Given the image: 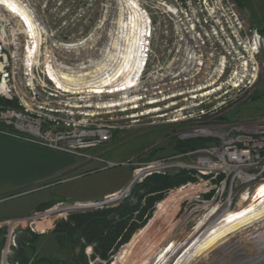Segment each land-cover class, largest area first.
I'll return each instance as SVG.
<instances>
[{"label": "built area", "instance_id": "1", "mask_svg": "<svg viewBox=\"0 0 264 264\" xmlns=\"http://www.w3.org/2000/svg\"><path fill=\"white\" fill-rule=\"evenodd\" d=\"M15 1L23 11L0 2V135L115 168L124 163L90 158L87 152L113 139L120 129L117 117L138 110L141 116L159 114L182 102L186 108H176L170 123L197 126L180 137L211 142L137 165L133 183L168 172L190 176L167 194L177 200V215L185 206L178 221L189 233L183 244L221 224L233 211L261 201L256 195L264 187V117L227 122L206 118L215 107L197 111L199 107H194L217 94H240L258 80L264 34L246 24L233 0H138L148 23L146 47L140 68L126 87L128 71L120 69L123 42L116 44L107 37L100 43L98 24L85 36L80 16L74 32L60 17L58 24H49L34 0ZM109 25L111 37L112 19ZM157 26L162 35L159 51L153 44ZM122 34L120 28L119 39ZM77 206L66 212L85 210L74 209ZM57 210L46 215L58 214ZM44 219L35 213L11 221L4 259L17 248L16 229Z\"/></svg>", "mask_w": 264, "mask_h": 264}, {"label": "rangeland", "instance_id": "2", "mask_svg": "<svg viewBox=\"0 0 264 264\" xmlns=\"http://www.w3.org/2000/svg\"><path fill=\"white\" fill-rule=\"evenodd\" d=\"M127 1V5H124L121 0H34L33 2L38 12L44 15L45 19L49 21V24H58L56 19L60 17L64 23H70L68 27L74 32L77 27L75 26L76 17L80 16L81 21L78 23L81 25L85 36L88 35L92 27L95 28V25L98 24V37L100 43H103L107 37L111 38V42H115L116 44L120 41L122 42L121 37H123V34L120 37L121 40L119 39L118 41L120 28H122V20L125 19L130 9L133 11L136 10V12L138 11L139 14L133 16V21L136 25V28L134 26L133 45L138 47L135 67L139 70L144 59L143 54L146 47V30L148 23L144 18L143 11L140 9L137 2L138 0ZM233 1L238 6L246 24L252 29L264 34V2L259 3L258 0ZM159 11V9L155 10V12L158 13ZM110 19L114 22L111 28L114 30L111 37L108 36ZM248 19L258 23L261 29L251 26ZM128 20L127 18L125 21L126 32L130 30V23ZM157 20H159V18L156 16L155 19H152L151 23L155 26ZM70 33L69 31V34ZM156 34V37H153V44L159 51L162 35H160V31L158 32V26ZM124 43L125 41H123V46ZM259 62L260 73L256 84L252 88L237 95H214L204 104L194 106L199 107L195 108V111L203 108L209 110L215 107L216 110L206 118H225L227 122L263 118L264 52ZM181 107L186 108V104L182 102L178 103L176 107L163 110V112L159 114L141 116L139 113L142 110H138V113L132 111L117 117V122L115 123H117L116 125H118L120 129L115 132L113 139L87 152L90 158L99 157L107 161L124 163V165L115 168H107L104 163L97 162L93 159L75 158L64 154L63 157L69 160V167L58 175H56L53 170L50 172L53 175L41 179L46 172L50 171V169H40L39 162H45L43 159H35V164H33L34 161H31L29 157L21 153V151L11 152L6 155L8 157L3 158V163L9 167H14V170L11 169L13 171L8 172L12 173L11 179L6 177L0 180V264H18L12 261L15 258V249L9 253L6 259H4L3 255L9 243V234L11 232L9 223L13 220L25 219L35 213L43 216L45 215L47 219H44L45 221L42 222L38 221V223L43 224L44 227L46 226V222L51 223V227L45 230L44 233L39 232V224H35L31 227L28 225L24 228H18V230L16 229L13 234V236H16V247L18 248L19 246L18 241L20 236H22L24 232H28L38 237L35 243L37 254L63 261H71L74 255L81 252V246H75V248H72L71 245H67L64 248L58 246L56 241L57 234L55 231L60 223L69 221L75 214L103 208H116L126 199H128L132 205L140 203L141 206L138 211H141L142 208L147 207L148 199L159 197V200L146 212L143 219L132 220L129 223L130 225H128L127 229L136 225V229L132 233L133 235L140 228L141 224L155 212L157 206L168 199L169 195L167 194L172 189L182 184L180 183L170 188H161L159 191L148 194L147 190L153 188L154 184H150L148 187L138 188L146 182L148 178L142 182L133 183L135 171L138 167L137 165L183 153L176 150L178 142L183 141L180 137V133L192 127L195 128L197 125L193 122L170 123L171 120L175 118L172 112H174L176 108L179 109ZM10 154H12L11 157ZM7 158L12 159L13 162ZM9 167H6V170H10ZM180 173L168 172L166 175H154L151 177H166L169 175H178ZM13 174H15V177ZM123 192H126L123 198L101 206L100 208L91 207L81 211L66 212V209L72 206L102 203L106 201V199H110L108 197ZM142 197L143 199L141 200ZM180 207L182 212L179 215H177V206L174 211L172 210L170 212L174 216H167L166 219L163 216L157 229L150 233L135 249L131 256L137 252L138 248L145 241L152 236H157V238L149 244V248L151 249L140 258L138 264H155L162 256V254L160 256V253L169 243H183L186 241L189 233L184 228L178 226V221L183 215L185 206L182 205ZM56 209H58L56 211L58 214L46 215ZM135 214L138 215V212ZM261 240L264 241V237H261ZM13 243L12 239L11 244ZM123 245L118 248L117 252L110 258V262L97 256L93 259V256H95L93 245H85L83 251L87 261H89L88 264H111ZM132 245L123 253L120 261L130 250ZM256 250L257 249H253L251 251L249 248H245L244 254L238 257L225 256L212 264H264V249L262 251L260 249L261 252L258 250L256 252ZM120 261L117 264H119ZM126 264H133V262L129 261ZM196 264H199V262Z\"/></svg>", "mask_w": 264, "mask_h": 264}, {"label": "trees", "instance_id": "3", "mask_svg": "<svg viewBox=\"0 0 264 264\" xmlns=\"http://www.w3.org/2000/svg\"><path fill=\"white\" fill-rule=\"evenodd\" d=\"M221 120L226 119L222 118ZM210 142V140L200 138L179 141L176 146V150L178 152L191 151L200 147H204ZM189 180L190 176L185 172H181L178 175L176 174L166 177L148 178L146 182H144L138 188L148 187L150 184H154L153 188H149L147 190L148 194H151L161 190V188H170L180 183H186ZM169 198L157 206L155 212L141 224L140 228L133 235L132 233L136 229V225H133L127 229L128 225H130L129 223L132 220L143 219L146 215V212L150 210L159 200V197H152L148 199L147 207L142 208L141 211H138L141 206L140 203L132 205L130 201L126 199L123 203H121L120 206L116 208H103L95 211H87L84 213L75 214L69 221L60 223L57 230L55 231L57 234L56 241L58 246L60 248H64L67 245H71L72 248H75V246H81V252L74 255L71 261H63L57 258L48 257L45 255L41 256L40 254H37L35 243L38 237L31 233L24 232L19 238V246L14 251L15 258L12 261L17 262L18 264H88L89 261H87L83 250L85 245H93L95 254L93 259L97 256L110 262V258L114 255V253L117 252L118 248H120L132 235L130 239L123 245L115 260H113L111 264H117L120 261L123 253L130 245H132V243L133 245L131 246L130 250L124 255L119 264H126L129 261L133 262V264H138L140 258H142V256L151 249L149 248V244L154 241L157 236H152L150 239L145 241L138 248L137 252L133 256L131 255L134 253L138 245L150 233L157 229L160 221L166 213L164 206L169 201ZM142 199L143 197L141 200ZM173 200L174 197L171 199V201H169L168 204H173ZM93 206L94 205L91 204L78 205L76 208L74 207V209H85L88 207L91 208ZM137 212L138 215L135 214ZM46 226L50 227V223H47ZM45 227L43 224H39L38 229L40 232H43Z\"/></svg>", "mask_w": 264, "mask_h": 264}, {"label": "bare ground", "instance_id": "4", "mask_svg": "<svg viewBox=\"0 0 264 264\" xmlns=\"http://www.w3.org/2000/svg\"><path fill=\"white\" fill-rule=\"evenodd\" d=\"M121 1L124 5L128 2L127 0ZM0 2L9 4L17 10H24L18 6L20 3L15 0H0ZM135 12L136 10L133 11L130 9V18H128L130 30H127L126 32L125 20H122L121 22L123 31V37L121 38L122 42L125 41V43L124 46L123 44L121 46V48L123 47V51L120 52V55L122 56L120 69L121 72L128 71L125 87L127 84L131 83L135 76V71L137 70L135 67V60L138 47L133 45L134 26L136 28L133 16L139 14V12ZM155 113L158 112L151 111L147 114H143V116ZM256 196L257 199L261 198L260 202L251 203L249 206H243L239 210L233 211L221 224L213 226L203 235H196L190 242L185 244L178 242L169 243L162 250L160 253V256L161 254L162 256L160 259L158 258L159 260L155 264H196L197 262H199V264H212L216 260L222 257L224 258L225 256L238 257L239 255L244 254L245 248H249L251 251L253 249H257L258 251L261 249L262 251L264 249V241L261 240V237H264V187L257 191ZM172 198L173 197H170L169 201ZM175 200L176 198L174 197L173 204L169 205L168 201L166 204L167 206H164L166 211L164 215L165 219L167 216L173 215L170 212L172 210L174 211L177 207V200Z\"/></svg>", "mask_w": 264, "mask_h": 264}, {"label": "crops", "instance_id": "5", "mask_svg": "<svg viewBox=\"0 0 264 264\" xmlns=\"http://www.w3.org/2000/svg\"><path fill=\"white\" fill-rule=\"evenodd\" d=\"M258 1L259 3L264 2V0H258ZM248 21L251 26L261 29L259 28L258 23L252 22L249 19ZM18 151H21V153L28 156L31 161H34L33 164H35V159L40 158L45 161V162H39V167L42 170L50 169V171L46 172V174L42 178L40 177L41 179L47 176L53 175L50 173L53 170H54V173L58 175L61 172L65 171L67 167H69L68 165L69 160H66L63 157L64 156L63 153L48 150V149H45L37 145L29 144L23 141L15 140V139L0 135V180L3 178L5 179L6 177L8 179H11L12 173H8V172H12L14 170V167H9L3 163V158L8 157L6 155H8L11 152L13 153V152H18ZM11 155L12 154H10V157ZM9 160L12 161V159H9ZM6 167H9L10 170H6L7 169ZM13 176L15 177V174H13Z\"/></svg>", "mask_w": 264, "mask_h": 264}, {"label": "water", "instance_id": "6", "mask_svg": "<svg viewBox=\"0 0 264 264\" xmlns=\"http://www.w3.org/2000/svg\"><path fill=\"white\" fill-rule=\"evenodd\" d=\"M113 198H114V197H112V198L108 199V202H109V201H111V200H113Z\"/></svg>", "mask_w": 264, "mask_h": 264}]
</instances>
